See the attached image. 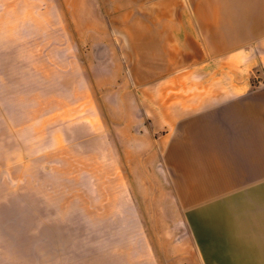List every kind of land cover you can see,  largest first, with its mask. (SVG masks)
I'll return each instance as SVG.
<instances>
[{
    "label": "rangeland",
    "instance_id": "rangeland-1",
    "mask_svg": "<svg viewBox=\"0 0 264 264\" xmlns=\"http://www.w3.org/2000/svg\"><path fill=\"white\" fill-rule=\"evenodd\" d=\"M89 3L0 0V247L98 248L110 263L140 264L141 250L182 227L168 129L139 96L148 83L126 73L129 33L92 30L107 13L122 23V10L99 0L104 17H92ZM219 60L264 86V48Z\"/></svg>",
    "mask_w": 264,
    "mask_h": 264
},
{
    "label": "crops",
    "instance_id": "crops-1",
    "mask_svg": "<svg viewBox=\"0 0 264 264\" xmlns=\"http://www.w3.org/2000/svg\"><path fill=\"white\" fill-rule=\"evenodd\" d=\"M98 1L89 6L102 18ZM107 1L122 23L107 13L92 30L129 33L126 73L148 83L139 96L168 129L163 159L181 209L177 237L141 250L140 264H264V86L215 61L264 48V0ZM12 245L0 264H114L98 248Z\"/></svg>",
    "mask_w": 264,
    "mask_h": 264
}]
</instances>
